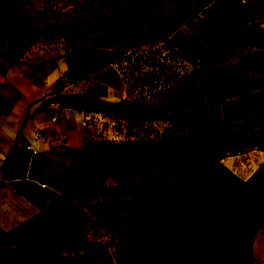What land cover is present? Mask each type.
I'll return each mask as SVG.
<instances>
[{"label":"rangeland","instance_id":"obj_1","mask_svg":"<svg viewBox=\"0 0 264 264\" xmlns=\"http://www.w3.org/2000/svg\"><path fill=\"white\" fill-rule=\"evenodd\" d=\"M26 1L0 0V35L20 26L2 50L44 75L62 58L17 22ZM155 17L184 71L151 89L101 69L78 104L72 223L0 224V264H264V0H163Z\"/></svg>","mask_w":264,"mask_h":264},{"label":"crops","instance_id":"obj_2","mask_svg":"<svg viewBox=\"0 0 264 264\" xmlns=\"http://www.w3.org/2000/svg\"><path fill=\"white\" fill-rule=\"evenodd\" d=\"M11 23L0 35V224H20L25 232L32 224H71V169L85 159L78 151L87 146L78 104L84 94L100 97L101 70L61 85L68 71L62 59L44 75L21 67L22 60L2 50L19 33ZM27 144L38 146L40 155L30 159ZM43 228V238L56 231Z\"/></svg>","mask_w":264,"mask_h":264},{"label":"trees","instance_id":"obj_3","mask_svg":"<svg viewBox=\"0 0 264 264\" xmlns=\"http://www.w3.org/2000/svg\"><path fill=\"white\" fill-rule=\"evenodd\" d=\"M162 1L27 0L28 8L19 5L15 17L40 42L58 45L70 77L113 64L126 82L150 83L152 89L154 79L168 86L184 71L168 63L173 54L162 46L167 35L155 17Z\"/></svg>","mask_w":264,"mask_h":264},{"label":"built area","instance_id":"obj_4","mask_svg":"<svg viewBox=\"0 0 264 264\" xmlns=\"http://www.w3.org/2000/svg\"><path fill=\"white\" fill-rule=\"evenodd\" d=\"M55 119H56V116H53L52 117V120H55ZM34 136H35V138H38L39 137V132L36 131L34 133ZM26 150L28 152V157L30 159H32V158L37 157V156L40 155V148L38 146H34L32 144H27L26 145ZM79 199H80V201L86 200V197L81 195L79 197ZM80 206H82V203L81 202H80Z\"/></svg>","mask_w":264,"mask_h":264}]
</instances>
